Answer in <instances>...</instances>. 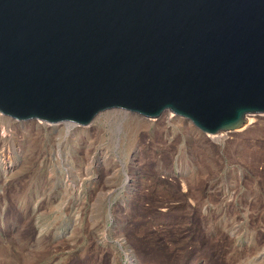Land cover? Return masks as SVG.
<instances>
[{
    "label": "rangeland",
    "instance_id": "obj_1",
    "mask_svg": "<svg viewBox=\"0 0 264 264\" xmlns=\"http://www.w3.org/2000/svg\"><path fill=\"white\" fill-rule=\"evenodd\" d=\"M241 129L0 123V264H264V114Z\"/></svg>",
    "mask_w": 264,
    "mask_h": 264
},
{
    "label": "water",
    "instance_id": "obj_2",
    "mask_svg": "<svg viewBox=\"0 0 264 264\" xmlns=\"http://www.w3.org/2000/svg\"><path fill=\"white\" fill-rule=\"evenodd\" d=\"M112 110L205 135L264 114V0H0V115Z\"/></svg>",
    "mask_w": 264,
    "mask_h": 264
},
{
    "label": "bare ground",
    "instance_id": "obj_3",
    "mask_svg": "<svg viewBox=\"0 0 264 264\" xmlns=\"http://www.w3.org/2000/svg\"><path fill=\"white\" fill-rule=\"evenodd\" d=\"M164 114H170L169 112H164V113H162L158 118H160L162 115H164ZM134 115V114H133ZM253 115H258V114H253ZM250 116H252V115H249L248 117H250ZM248 117L246 118V122H245V124L244 125H242L240 128H238V129H241L243 126H245L247 123H248ZM98 118V117H97ZM96 118V119H97ZM95 119V120H96ZM151 119H153V118H151ZM155 119H157V118H155ZM166 119H168V118H166ZM168 122H169V119H168ZM0 123H2V124H4L6 127H9V124H10V119L9 118H6L5 116H0ZM45 123V122H44ZM258 124H261L262 123V121L259 119V121L257 122ZM54 125H56V124H54ZM249 129V126H246V127H244L243 129H241V130H239V131H237V132H240V134L241 135H239L238 137L239 138H242V136H243V134H246V129ZM238 129H236V130H238ZM236 130H234V131H236ZM0 131H2V130H0ZM209 135H211V134H209ZM237 137V138H238ZM216 139H217V137H216ZM237 141V140H236ZM238 142V141H237ZM134 180V179H133ZM133 182V181H132ZM129 186V185H128ZM130 187V186H129ZM129 187H128V189H129ZM131 188V187H130Z\"/></svg>",
    "mask_w": 264,
    "mask_h": 264
}]
</instances>
